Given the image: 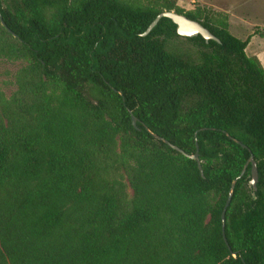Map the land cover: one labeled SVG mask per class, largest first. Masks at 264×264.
Returning a JSON list of instances; mask_svg holds the SVG:
<instances>
[{
  "label": "trees",
  "instance_id": "obj_1",
  "mask_svg": "<svg viewBox=\"0 0 264 264\" xmlns=\"http://www.w3.org/2000/svg\"><path fill=\"white\" fill-rule=\"evenodd\" d=\"M164 10L220 42L168 17L142 35ZM0 13L15 34L0 22V58L22 64L0 113V264H264V67L226 13L174 0H0ZM151 132L197 151L203 175ZM250 153L257 187L248 163L227 245L221 212Z\"/></svg>",
  "mask_w": 264,
  "mask_h": 264
},
{
  "label": "rangeland",
  "instance_id": "obj_2",
  "mask_svg": "<svg viewBox=\"0 0 264 264\" xmlns=\"http://www.w3.org/2000/svg\"><path fill=\"white\" fill-rule=\"evenodd\" d=\"M176 4L185 10L197 6H208L226 13L229 18V30L235 36L245 39L249 37V43L245 49L247 55L264 59V0H174ZM211 4L218 7H213ZM172 47L189 50L196 54V47L185 39L178 38L172 41ZM19 61H11L0 58V113L2 102L17 89L16 74L21 67ZM127 199L132 197V189L126 178Z\"/></svg>",
  "mask_w": 264,
  "mask_h": 264
},
{
  "label": "water",
  "instance_id": "obj_3",
  "mask_svg": "<svg viewBox=\"0 0 264 264\" xmlns=\"http://www.w3.org/2000/svg\"><path fill=\"white\" fill-rule=\"evenodd\" d=\"M161 17H168L170 18L175 24H176V32L177 34L183 36V37H192V36H196V35H201L205 41H208L209 39H213L217 42H220V40L218 39V37H216L206 26H204L201 22L191 19L189 17H187L185 14L182 13H177L174 10H164L159 12L156 17L153 19V21L149 24V26L147 27V29L145 30V32L142 33V35H146L159 21V19ZM0 22L1 24L13 35H15L10 28L7 27L6 23L3 21L2 19V15L0 13ZM131 120L134 126H136V122H137V117L134 116L133 114H131ZM156 138L161 139L163 141H165L167 144H169L171 147H173L174 149L182 152L183 154H185L186 156L194 159L197 162L198 165V169L201 173V175H203V169L201 166V161L199 159V155L198 152L196 151L193 154H187L185 153L180 147H178L177 145L171 143L170 141H168L167 139H165L164 137H161L153 132H151ZM235 141H237L238 143H240L243 147H246L245 144L241 143L239 140L233 138ZM248 163H251V178L249 180L250 185L256 189L257 187V181H258V172H257V167H256V162L254 159V156L252 153H250L247 161L245 162L242 170L240 171V173L238 174L237 177H235L232 180L228 195H227V199L225 201L224 207L222 209L221 212V227H222V232H223V239L225 241V243L228 245V242L226 240V237L224 235V224H225V211L227 206L230 203L231 197H232V193H233V189L235 186V183L237 181L238 178H240L246 168ZM233 255H235V252H232Z\"/></svg>",
  "mask_w": 264,
  "mask_h": 264
},
{
  "label": "crops",
  "instance_id": "obj_4",
  "mask_svg": "<svg viewBox=\"0 0 264 264\" xmlns=\"http://www.w3.org/2000/svg\"><path fill=\"white\" fill-rule=\"evenodd\" d=\"M211 5H212L213 7H215V8L218 7V6L213 5V4H211ZM260 57H261L262 60H260V59H259V60H260V62H261V64H262V66L264 67V59L262 58V56H260Z\"/></svg>",
  "mask_w": 264,
  "mask_h": 264
}]
</instances>
